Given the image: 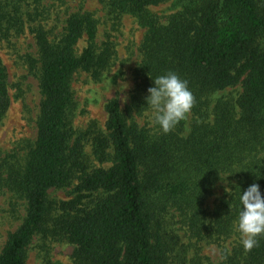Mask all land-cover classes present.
Listing matches in <instances>:
<instances>
[{"label":"trees","instance_id":"16d2710c","mask_svg":"<svg viewBox=\"0 0 264 264\" xmlns=\"http://www.w3.org/2000/svg\"><path fill=\"white\" fill-rule=\"evenodd\" d=\"M166 1L109 4L146 34L131 103L122 112L117 98L106 101L104 132L92 138L94 156L111 162L108 168L87 171L82 143L89 132L75 136L69 120L74 75L84 72L100 81L112 61L108 47L97 48V22L87 12L71 14L55 42L34 31L42 97L35 142L21 167L0 165L4 186L25 201V217L8 235L0 264H25L37 235L65 239L73 246L75 264H170L174 243L160 232L164 213H178L197 240H219L233 232L240 193L256 183L264 194V0H173V13L161 23L149 8ZM83 36L86 47L76 55ZM168 72L186 80L195 97L188 131L187 118L167 134L158 126L140 127L132 118L149 109L147 89ZM238 85L234 101L217 98L209 111L211 97ZM8 105L0 60V124ZM76 174V196L61 203L49 230L48 192L68 187ZM224 179L229 191L206 214L204 201ZM91 193L101 196L83 207ZM239 258V253L228 257L227 264H264V236Z\"/></svg>","mask_w":264,"mask_h":264},{"label":"rangeland","instance_id":"374dc122","mask_svg":"<svg viewBox=\"0 0 264 264\" xmlns=\"http://www.w3.org/2000/svg\"><path fill=\"white\" fill-rule=\"evenodd\" d=\"M112 0H0V60L7 77L9 105L0 124V165L21 167L33 147L36 138V122L39 115L41 94L38 88L40 65L38 47L34 31L42 30L50 42L57 41L62 35L67 18L74 13H90L97 22L96 45L108 47L112 56L110 66L102 70L100 81H94L90 74L78 72L74 75L71 89L74 108L69 116L70 127L75 136L89 132L83 145V155L87 171L108 168L111 162L100 163L92 150V138L104 132L106 113L104 105L111 98H117L120 109L125 112L131 103L130 98L138 84L136 70L142 60L141 43L146 29L140 27L128 15L113 13ZM173 0L150 7L161 23L173 13ZM86 47L83 36L75 45L79 55ZM241 87L235 86L215 94L210 98L212 109L217 98L235 100ZM152 109L140 116L132 114L134 121L146 129L154 130L151 120ZM191 114L187 116L186 131L190 126ZM187 134V132L185 133ZM77 176L64 189L50 190L48 201L53 211L46 222L51 230L52 220L61 214V203L74 200L73 192ZM5 171L0 172V251L7 237L14 232L25 217V201L17 198L4 186ZM229 191L228 181L221 180L212 189L203 203V210L211 214L218 200ZM101 195L91 193L83 200V207L92 206ZM161 234L167 242H173L169 254L170 264H227L228 257L239 253L241 262L245 250L240 244V236L234 226L227 238L214 240L206 236L197 240L190 236L185 220L170 210L163 214ZM209 224V215L206 220ZM73 246L58 236L37 235L27 248L25 264H75L72 258Z\"/></svg>","mask_w":264,"mask_h":264},{"label":"clouds","instance_id":"9594fccd","mask_svg":"<svg viewBox=\"0 0 264 264\" xmlns=\"http://www.w3.org/2000/svg\"><path fill=\"white\" fill-rule=\"evenodd\" d=\"M146 104L152 109L151 120L160 131L167 134L186 120L195 104L188 82L174 72L160 75L147 89ZM242 205L236 221V230L243 249L251 251L259 246L264 236V194L258 184H251L240 193Z\"/></svg>","mask_w":264,"mask_h":264}]
</instances>
